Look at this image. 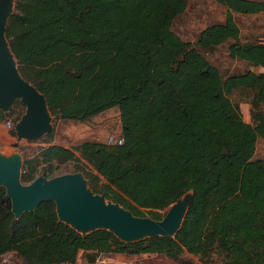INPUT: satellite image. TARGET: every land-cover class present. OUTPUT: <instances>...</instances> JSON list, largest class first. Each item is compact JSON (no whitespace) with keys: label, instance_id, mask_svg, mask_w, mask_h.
I'll return each mask as SVG.
<instances>
[{"label":"trees","instance_id":"1","mask_svg":"<svg viewBox=\"0 0 264 264\" xmlns=\"http://www.w3.org/2000/svg\"><path fill=\"white\" fill-rule=\"evenodd\" d=\"M217 1L225 20L206 26L195 44L173 29L188 0H15L6 38L52 119L85 121L117 106L122 123L116 142L74 148L51 143L48 131L47 144L24 155L22 182L59 175L57 167L73 162L93 192L155 219L192 194L175 235L128 241L107 227L82 232L59 217L53 198L17 216L1 185L0 261L12 251L15 264H74L80 252L97 264L102 254L146 253L188 264L185 255L264 264V161L254 159L264 138V42L243 40L234 16L264 12V0ZM228 41L232 57L262 70L224 78L197 47ZM235 90L251 92L250 121L230 97ZM13 105L9 114L0 108V122L20 120L26 106L20 98Z\"/></svg>","mask_w":264,"mask_h":264},{"label":"water","instance_id":"2","mask_svg":"<svg viewBox=\"0 0 264 264\" xmlns=\"http://www.w3.org/2000/svg\"><path fill=\"white\" fill-rule=\"evenodd\" d=\"M10 5L0 8V41L7 40L6 22L13 12L9 9ZM6 53L14 62L15 68L10 66ZM18 98L26 106L24 114L15 124V130L20 137L34 140L52 130V116L47 99L35 85L21 75L7 40V43L0 42V108L8 113ZM22 165L23 160L19 155L3 157L0 153V184L5 185L17 216L25 210L35 209L41 201L53 198L57 203L59 217L75 227L101 225L93 229L107 227L122 239L130 241L159 234L175 235L190 204V200L187 204L181 203V197L170 205L161 219L137 216L118 203L110 200L107 202L103 194L93 192L80 171L49 178L41 175L30 183H24L21 180Z\"/></svg>","mask_w":264,"mask_h":264},{"label":"rangeland","instance_id":"3","mask_svg":"<svg viewBox=\"0 0 264 264\" xmlns=\"http://www.w3.org/2000/svg\"><path fill=\"white\" fill-rule=\"evenodd\" d=\"M11 5H10V2ZM15 0H0V8L5 5H10V11L13 10ZM12 8V9H11ZM227 9L224 5L220 4L217 0H188L186 9L179 14L173 24V29L185 40L192 41L197 44L199 33L208 25L223 22L226 17ZM236 21L238 22L243 40L260 41L264 42V12L258 13H241L234 12ZM7 43L6 39L0 41ZM198 49L214 64L221 73L227 76L235 73L246 72L247 70L260 71V66H255L243 59L232 57L229 52V41L219 44L213 48H202L197 45ZM231 99L238 103L244 119L251 120V104L249 99L251 92L248 90H235L230 93ZM12 105L11 107H13ZM11 108L8 110L10 113ZM15 114L11 115V117ZM18 122V121H17ZM5 123V122H3ZM50 127L53 129V136L51 143L62 144L68 147H76L79 143L85 140H98L108 143H114L121 136L122 123L119 107L114 106L106 109L92 118L79 121L73 119H50ZM8 128V127H6ZM17 131V130H16ZM42 135L37 139H28L27 137H20L16 132L14 136L15 142L10 151H0L3 157H10L13 154L19 155L22 160L24 155L31 156L38 151L41 145H46L42 139ZM17 143V145H15ZM27 152H25V150ZM77 154L79 152L77 151ZM262 159L264 161V138L258 137L257 147L254 159ZM77 171L73 162H67L55 169V173L62 174ZM81 172V171H80ZM2 184H0L1 186ZM191 191L187 192L182 199L181 203L187 204L191 198ZM108 202L109 200L106 199ZM166 209L159 210L158 212L164 215ZM145 216L152 217V213L147 209H143ZM101 225H93L87 228H79L82 232ZM189 259L192 264H203L197 256L185 255L184 259ZM215 257V262L212 264H221V258ZM98 258H105L108 264H188L174 259L163 254H139V255H126V254H102ZM17 261L16 256L6 255L5 261L3 258L0 264H15ZM97 264L87 260V256L80 252L78 260L74 264ZM71 264V263H60Z\"/></svg>","mask_w":264,"mask_h":264},{"label":"crops","instance_id":"4","mask_svg":"<svg viewBox=\"0 0 264 264\" xmlns=\"http://www.w3.org/2000/svg\"><path fill=\"white\" fill-rule=\"evenodd\" d=\"M7 126L5 125V123L0 122V151H10V149L12 148L15 139L14 136L10 133V128H6ZM13 255L14 253L12 251H8L6 253L3 254L2 258L5 261V256L6 255ZM16 259H18L16 257Z\"/></svg>","mask_w":264,"mask_h":264},{"label":"built area","instance_id":"5","mask_svg":"<svg viewBox=\"0 0 264 264\" xmlns=\"http://www.w3.org/2000/svg\"><path fill=\"white\" fill-rule=\"evenodd\" d=\"M4 122L8 128H12L15 126V123H13L11 119H7ZM119 142H121V140H119ZM97 260L99 264H108V261L105 258H98Z\"/></svg>","mask_w":264,"mask_h":264},{"label":"bare ground","instance_id":"6","mask_svg":"<svg viewBox=\"0 0 264 264\" xmlns=\"http://www.w3.org/2000/svg\"><path fill=\"white\" fill-rule=\"evenodd\" d=\"M6 59L9 61V64L12 68H15L14 62L11 60L10 56L8 53L5 54ZM45 109V108H44Z\"/></svg>","mask_w":264,"mask_h":264}]
</instances>
